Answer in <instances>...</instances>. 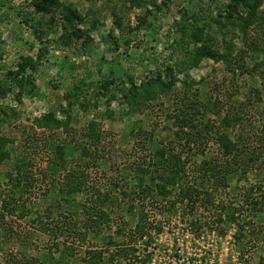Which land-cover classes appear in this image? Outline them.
Listing matches in <instances>:
<instances>
[{"label":"rangeland","instance_id":"374dc122","mask_svg":"<svg viewBox=\"0 0 264 264\" xmlns=\"http://www.w3.org/2000/svg\"><path fill=\"white\" fill-rule=\"evenodd\" d=\"M140 1L142 8L133 7L131 0H59L51 13L45 14L37 11L32 0H0V123L5 119L0 137L10 141L6 146L10 158L0 165V208L9 196L20 201L26 213L22 219L20 211L7 215L3 224L0 219V226L9 224L11 229L2 237L5 230L0 228V264H15V259L24 264H91L88 260L93 253L103 252L106 261L126 246L135 248L140 259L150 254L147 264H260L263 260L264 213L254 217L251 206L243 204L252 186L253 198L260 195L263 178L257 171L243 179L233 175L217 192L228 208L245 206L239 217L242 229L235 223L214 224L212 211L199 205L193 215H184L181 206L176 214L169 213L161 208L163 200L156 194V199L124 198L120 190L138 191L139 167L155 150L175 139V117L185 99L199 100L204 106L207 113L200 124L209 123L213 133L222 126L224 116L240 113L246 125L252 126H246L248 142L264 139V0L245 34L239 22L246 16L244 8L239 10L241 17L227 18L231 0H168L166 5L163 0ZM69 10L78 18L69 15L68 20ZM142 16L145 25L138 19ZM178 23L189 25L187 32L203 29L214 50L227 58L204 59L182 73L175 71V85L167 92L154 93L156 86L141 88L140 101L152 93L157 96L140 107L122 103L129 76L141 87L142 82L156 77V72L163 77L167 66L182 59L174 47V40L182 35ZM25 57L39 59L35 71H26L37 87L19 98V90L7 75ZM112 78L116 98L109 101L111 93L100 84ZM75 86L82 88L83 99L72 102L68 131L36 128L34 119L48 112L66 118L64 111L69 106L65 96ZM98 91L102 95L96 99ZM79 103L88 106L83 109ZM91 122L99 125L104 136L99 155H93L85 137ZM241 130L238 126L229 132L236 138ZM72 136L76 138L67 143L62 162L76 174L86 168L87 179L80 184V191L66 194L61 191L63 172H53L49 163L61 161L55 145ZM205 137L210 138V133ZM85 146L88 154L82 150ZM198 150L188 168L219 153L211 138L198 145ZM240 166L245 169L242 163ZM17 175L24 180L34 177L36 182L32 187L16 188ZM149 182L146 178L145 184ZM105 195L109 200L103 203L99 199ZM131 198L137 199L134 208ZM141 205L149 223L163 230L158 233L151 227L150 236L132 241L130 233ZM82 206L92 209L93 229L86 225ZM100 210L106 218L100 217ZM191 219L209 225L202 223V233L196 234L199 229L192 233ZM114 264H128V260L117 257Z\"/></svg>","mask_w":264,"mask_h":264},{"label":"trees","instance_id":"16d2710c","mask_svg":"<svg viewBox=\"0 0 264 264\" xmlns=\"http://www.w3.org/2000/svg\"><path fill=\"white\" fill-rule=\"evenodd\" d=\"M32 1L37 11L43 12L45 14L51 13L52 9L59 3V0ZM167 1L168 0H163L165 5ZM261 2L262 0H231V4L228 6L230 11L228 12L227 18L233 20L235 16L239 17L241 13L239 10L241 7L244 8L247 12L246 16L241 17L240 15L241 21L239 22L241 23L240 30L243 32V34H245L248 28L254 23V18L258 16V10L261 7ZM131 3L133 7H143L140 0H131ZM69 15L70 17L78 18V15L72 10H69L67 15L68 20L71 19ZM138 19L141 20L142 24L145 25V16H142V18L138 17ZM178 26L179 33L182 32V35L179 37V40H174V47L175 53L177 51L179 56H181L180 58L182 59H179L178 62H174L173 66H167L165 68L163 77L161 72H156L157 76L150 78L148 83L142 82L143 84L140 85L141 87H137L134 80L129 76L127 82L129 88H127L125 91L123 90L122 103L129 107H140L141 105L148 102V100H153L157 96L156 94L152 93L150 98L146 97L144 101H140L139 97L141 88L145 90L149 89V87L156 86L157 89H154V93L157 91L161 93L167 92L175 85V71L182 73L183 71L190 69V67L197 66L204 59H214L215 61H221L227 58V55L220 54L214 50L212 39L209 38V34H205L203 29L200 31L196 29L192 32H187V28L190 27L189 25L185 27L184 25H181V23H178L177 27ZM78 33H80V30H78ZM74 34H76V32H74ZM115 45H117L116 42ZM226 47H229L228 43H226ZM21 61L22 62L18 64L17 69L15 71L8 72L7 75L11 77L10 80L19 90L18 97H22L23 94H32L35 92L37 86L35 84L34 78L29 74L26 75V71L27 69L35 71L39 64V59L34 60V58L31 57L22 58ZM91 84L94 86L93 83ZM115 84L116 82L113 78L107 79L100 84V88L104 89L107 93H111L112 96H110L109 101H112L116 98L114 94L115 92L112 90L113 85ZM81 90L82 88H80V86H75L73 90L66 94L65 100L68 102L69 108L65 109L64 111L67 114L65 119H59L53 112H48L43 116L34 119L35 127L41 130H49L53 133L58 131L65 133V130L70 127V123L72 121V106L77 103L81 97L83 99ZM10 91L11 90H9V92ZM101 95L102 93L100 91L94 93L96 99L101 97ZM73 101L74 104L72 103ZM198 101L199 100L185 99L181 106H179V114L175 117V127H177L174 132L175 139L169 143L163 144L162 148L155 150L154 154L149 156V161L143 166L139 167V171L137 172L139 180L137 183L138 187L135 188L138 191H120L124 198H130L133 195H138L139 197L142 196L143 199H156L157 196L154 197V194H156L163 200V207L161 208L168 210L169 213L175 212L176 214L179 210V207L181 206L184 208V211H186V213L184 212V215H188V213H192L199 205L207 211H212V220L214 224L218 225V223L221 224L226 222L230 224L235 223L239 229H242L243 227L240 223L239 217L241 216V212H243L242 207L245 206H234V208H228L224 204L223 200H219L217 197V192L221 187L227 184L226 181L233 175H237L238 179H243V175H246L250 171H257L261 173V178H263V184L258 187L260 189V195L256 198H253L255 190L252 186L247 191L243 204L251 206V210L254 211V217L258 213H264V139L251 143L252 147H249L251 144L247 140L246 126H252L251 124L246 125V120L241 116L240 113H235L233 115L228 114V116H224L222 119V126H220L213 133V126H210L209 123L200 124V122L203 121V118L206 116L207 110L204 108V106L201 107V104ZM81 103H79L80 107L82 106L83 109H86L88 105H81ZM3 114L7 116V112L5 111ZM4 122L5 119H3V122L1 123ZM238 126H240V128L242 127V130L238 132L236 138L235 136L232 137L229 130ZM207 133H210V138L215 141L219 148V153L214 156L212 155L213 157L210 158H206L205 156V158L202 160L194 162V166L192 168H188L190 162H193L192 160L194 157L197 158L199 155L200 150L196 152L197 150L195 151V148L198 145H202L204 141L207 143V141L210 139L205 137ZM85 137L88 139L87 144L89 149L93 150H91L93 155H99L98 153H102L104 136L96 122H91L88 124ZM75 138L76 136H72L69 139L63 138L58 144L51 139H48L47 141L49 143L51 141L56 143V145L54 144L55 154L57 155L58 160L61 161L50 162L49 169L53 172H63V184L61 191L65 192L66 194H72L80 191L83 188V186L80 184H85L87 179L85 175L86 168L82 169V171L76 174L75 171L67 168L65 162H62L64 160L63 152L67 146V143L73 142ZM47 142L45 145H47ZM9 143L10 141L8 139L0 137V165L5 160L10 158V154L6 150V146ZM82 150L84 153L88 154V148L86 146L83 147ZM30 154L29 156L27 155V157L29 158L28 161L31 163L32 160ZM241 163L245 166V169H242L240 166ZM18 168L19 166H17V169ZM146 178H148L150 181L148 185L145 184ZM14 180H16L15 183ZM14 180H12V182L15 184L14 186L21 189L23 187H32V183L34 181L36 182L34 177L31 179H27L26 177L24 180L20 178L19 175H17L16 179ZM23 180L26 181V183L23 184ZM115 187L119 188L118 184H116ZM1 195L2 190L0 188V196ZM101 197L102 198L99 200H101L103 203L104 201L109 200L108 195ZM136 200V198H131V208H134V202ZM141 207L142 209L140 210L138 216V222L130 233V240L132 241L134 239H144L146 236H150V231L152 229L151 227H154L149 223L148 215L144 210L145 206L141 205ZM24 208V205H20V201L18 202L16 199L12 200V198L8 196L2 201V207L0 208V219L2 224L5 223L4 221L7 218V215L14 216L17 211H20V218H24L26 215V213L23 212ZM91 210V207L87 209L86 207L82 206L81 212L84 217L86 216V225L88 227H92L93 229L94 224L92 220L94 217L91 215ZM193 214L194 213H192V215ZM100 217L106 218V214L103 210H100ZM202 223H207V225H209L208 221L202 222L200 219H191L189 225L192 226V233H194V230L196 229H199L196 234L202 233V229L200 228V224ZM42 225L44 226L46 224L42 223ZM262 226L264 228V223H262ZM8 227L9 224L6 226V228L5 225L0 226L3 231L5 230V234H3L2 237L6 236L7 232H10L11 229ZM154 229H157L156 231L158 233L163 230L162 227H154ZM239 233H241L240 230ZM126 247L127 248H125V250H116V252L110 255L106 261H104L103 252L93 253L90 258L91 260L88 261L91 264H101L102 262L114 264L117 257L121 259L124 257V259L128 260V264H147L149 261H151L150 254H145L143 255V258L140 259L136 255L137 250L135 248L128 246ZM86 254L89 255L91 252H86ZM15 261V264H24L23 261H19L18 259H15ZM26 264H34V262H29ZM260 264H264V258Z\"/></svg>","mask_w":264,"mask_h":264}]
</instances>
